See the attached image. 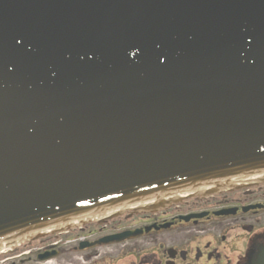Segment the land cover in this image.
<instances>
[{"label":"water","instance_id":"1","mask_svg":"<svg viewBox=\"0 0 264 264\" xmlns=\"http://www.w3.org/2000/svg\"><path fill=\"white\" fill-rule=\"evenodd\" d=\"M261 172L264 0H0V253Z\"/></svg>","mask_w":264,"mask_h":264},{"label":"flooded vegetation","instance_id":"2","mask_svg":"<svg viewBox=\"0 0 264 264\" xmlns=\"http://www.w3.org/2000/svg\"><path fill=\"white\" fill-rule=\"evenodd\" d=\"M102 220L74 222L21 254L36 264H264V172L127 203Z\"/></svg>","mask_w":264,"mask_h":264},{"label":"rangeland","instance_id":"3","mask_svg":"<svg viewBox=\"0 0 264 264\" xmlns=\"http://www.w3.org/2000/svg\"><path fill=\"white\" fill-rule=\"evenodd\" d=\"M5 253H8V250H5ZM28 253V252H27ZM12 257L9 255L6 257L7 259H0V264H36L35 257L33 259H30L29 255H23L21 254V251L15 252L14 254H11ZM62 257L53 259L52 264H56L59 261H62Z\"/></svg>","mask_w":264,"mask_h":264}]
</instances>
